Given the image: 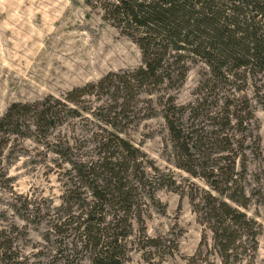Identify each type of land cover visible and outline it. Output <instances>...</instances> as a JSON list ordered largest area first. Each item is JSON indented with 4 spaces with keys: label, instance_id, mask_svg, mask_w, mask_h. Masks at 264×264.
Wrapping results in <instances>:
<instances>
[{
    "label": "rangeland",
    "instance_id": "rangeland-1",
    "mask_svg": "<svg viewBox=\"0 0 264 264\" xmlns=\"http://www.w3.org/2000/svg\"><path fill=\"white\" fill-rule=\"evenodd\" d=\"M110 2L0 0V118L13 104L47 99L57 113L53 127L35 128L27 115L19 134L5 144L0 138V264H89L77 230L82 206L91 201V177L83 176L105 150L102 138L118 154L107 133L132 151L119 161L129 167L133 188L123 264H221L196 209L208 188L177 167L165 122L178 119L180 107V126L189 128L191 108L201 101L198 128H207L210 116L221 118L227 101L243 118L242 129L230 134L246 148L251 202L243 212L261 225L253 264H264V71H231L229 79L213 80L200 59L183 54L182 81L174 65L171 81L126 92L119 82L142 66V57L109 20ZM82 88L75 105L65 102Z\"/></svg>",
    "mask_w": 264,
    "mask_h": 264
},
{
    "label": "trees",
    "instance_id": "trees-1",
    "mask_svg": "<svg viewBox=\"0 0 264 264\" xmlns=\"http://www.w3.org/2000/svg\"><path fill=\"white\" fill-rule=\"evenodd\" d=\"M110 1L105 8L109 20L122 28L142 57V66L119 82L126 92L171 81L174 65L178 66L179 81H182L186 73L183 54L200 59L213 80H227L232 77L228 74L231 71H264V26L260 25L264 23V0ZM171 59L174 61L170 63ZM84 90L72 91L65 102L75 105V95L82 97ZM48 100L11 105L0 118L2 143L9 136L19 134L24 127L22 119L27 115L33 116L35 128L53 127L57 113ZM54 103L66 106L57 100ZM203 103L191 108L189 119L193 122L189 128L180 126L185 114L183 108L176 109L178 119L165 117L178 154L177 167L208 188L202 191L196 209L200 223L211 235L220 263L253 264L262 228L243 212L251 202L244 185L246 148H243L244 142L230 134L236 128L242 129L243 118L237 110H230L231 102L227 101L221 118L202 116L211 124L198 128L194 121L201 114L196 111ZM246 115L247 120L253 119L250 112ZM107 134L116 141L118 154L109 151L110 139L102 138L99 147L105 150L99 152L97 162L83 176L91 177L88 184L91 201L82 206L84 210L79 215L82 222L77 230H80L82 248L89 253V264H123L122 243L130 228L133 188L127 180L129 167L119 161L126 160L132 151L127 142ZM254 145L260 153L257 136ZM77 176L82 178L79 171Z\"/></svg>",
    "mask_w": 264,
    "mask_h": 264
}]
</instances>
